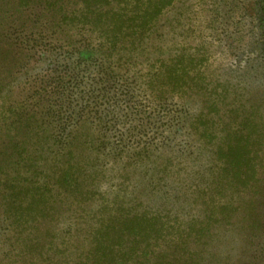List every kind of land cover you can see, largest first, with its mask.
Listing matches in <instances>:
<instances>
[{
  "label": "trees",
  "instance_id": "obj_1",
  "mask_svg": "<svg viewBox=\"0 0 264 264\" xmlns=\"http://www.w3.org/2000/svg\"><path fill=\"white\" fill-rule=\"evenodd\" d=\"M17 1L20 7L33 5L50 13L60 33L49 44L21 37L18 43L25 59L21 70L31 93L18 106L0 99L4 217L18 232L26 225L31 235L35 224L53 210L57 195L63 194L76 204H96L90 210L88 250L73 264L177 261L187 238L205 228H197L194 220L185 226L169 216L140 210L124 195L130 168L136 170L149 159L144 139L154 129L155 118L165 122L178 118L167 100L194 90L214 100L204 76V59L197 52L161 54L146 62L142 68L146 71L138 68L146 41L173 0ZM42 59L45 67L28 74L35 66L31 61ZM131 122L132 127L122 130ZM208 122L203 136L211 138ZM129 140L137 143L132 151L127 148ZM213 155L226 173L231 162L244 167L246 174L238 179L245 186L254 181L246 145L227 144L226 133Z\"/></svg>",
  "mask_w": 264,
  "mask_h": 264
},
{
  "label": "rangeland",
  "instance_id": "obj_2",
  "mask_svg": "<svg viewBox=\"0 0 264 264\" xmlns=\"http://www.w3.org/2000/svg\"><path fill=\"white\" fill-rule=\"evenodd\" d=\"M53 23V16L38 6L20 7L17 0L0 3V99L5 103L18 106L31 93L21 70L24 47L18 42L28 37L53 43L60 33ZM181 49L202 55L214 100L201 90L167 100L178 118H155L144 139L149 159L136 170L130 168L125 199L140 210L185 226L194 220L197 228H205L187 238L182 257L169 258L171 264H264V0H173L146 41L138 68ZM43 61L32 60L35 66L27 73L44 68ZM206 120L211 138L203 136ZM226 133L227 144L247 146L254 166L248 186L238 179L245 176L244 167L231 162L226 173L213 155ZM135 145L129 140L127 148L132 151ZM95 208L94 203L76 204L57 195L53 210L31 235L26 225L20 235L0 206V264L79 262L89 247L90 210Z\"/></svg>",
  "mask_w": 264,
  "mask_h": 264
}]
</instances>
